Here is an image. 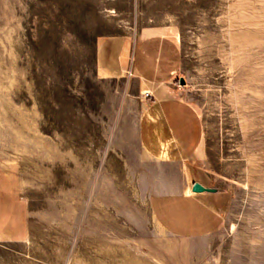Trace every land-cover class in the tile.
<instances>
[{"label":"rangeland","instance_id":"374dc122","mask_svg":"<svg viewBox=\"0 0 264 264\" xmlns=\"http://www.w3.org/2000/svg\"><path fill=\"white\" fill-rule=\"evenodd\" d=\"M152 35L177 43L172 84L199 118L186 169L145 147L133 53ZM109 43L127 46L118 74L101 70ZM164 173L167 190L227 191L222 226L163 231ZM0 264H264V0H0Z\"/></svg>","mask_w":264,"mask_h":264},{"label":"crops","instance_id":"0c3cea01","mask_svg":"<svg viewBox=\"0 0 264 264\" xmlns=\"http://www.w3.org/2000/svg\"><path fill=\"white\" fill-rule=\"evenodd\" d=\"M99 51L101 70L118 74L119 63L127 54V46L115 51L111 45ZM114 62L112 66L109 63ZM181 65L177 43L161 35L141 39L133 53V68L138 78L151 87L153 117L145 133V147L150 154L173 155V162L202 159L204 139L195 110L184 103L172 84ZM167 164V160H163ZM198 183V182H195ZM185 184L167 190V173L156 176L149 200L151 213L160 228L182 239H201L217 231L229 207L227 191L195 193ZM201 184V183H200ZM203 185V184H201Z\"/></svg>","mask_w":264,"mask_h":264},{"label":"water","instance_id":"95a60500","mask_svg":"<svg viewBox=\"0 0 264 264\" xmlns=\"http://www.w3.org/2000/svg\"><path fill=\"white\" fill-rule=\"evenodd\" d=\"M184 81L181 80V84L184 85ZM193 192L195 193H203V192H215V189H209L206 188L205 186L201 185L200 183H195L192 188Z\"/></svg>","mask_w":264,"mask_h":264}]
</instances>
